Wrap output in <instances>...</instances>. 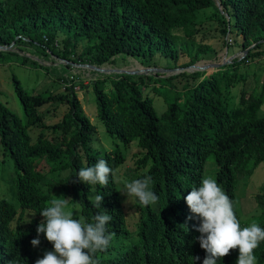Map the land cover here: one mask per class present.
I'll return each instance as SVG.
<instances>
[{"label":"trees","instance_id":"trees-1","mask_svg":"<svg viewBox=\"0 0 264 264\" xmlns=\"http://www.w3.org/2000/svg\"><path fill=\"white\" fill-rule=\"evenodd\" d=\"M218 3L227 17L224 34L235 28L244 48L264 43V0ZM213 7L214 0H0V46L26 38L53 56L71 61L69 54L83 37L92 42L82 51L83 63L102 65L119 55L146 59L155 54L177 61L178 51H183L189 59L184 65L189 67L201 60L205 47L190 48L186 40L195 33L197 13ZM57 30L66 34L61 56L54 39ZM262 55L264 50H251L246 59L235 60L207 78L198 72L179 74L193 83L185 84L171 100L165 94L167 107L160 115L136 83L163 79L170 85L179 76L139 75L131 82L122 74L110 81L109 92L104 89L107 78L94 80L96 114L113 145L103 152L92 147L95 126L73 88L60 96H44L26 90L13 77L23 117L0 101V145L15 171V202L0 198V264H35L45 251L52 250L43 234L38 247L30 241L36 238L42 220L39 212L54 197L70 198V211L86 222H93L105 209L112 216L106 227L115 235L106 251L95 254L98 264H192L193 256L200 257L195 264H202L205 253L193 229L198 220L186 219L191 214L184 197L200 186L207 175L206 165L213 164L217 169L213 179L231 199L238 218L236 187L240 180L251 178L264 160V81L256 95L243 88L232 102L223 95L222 81L236 76L246 61ZM50 101L68 105L62 119L47 126L59 135L58 140L43 132L33 139L31 128L44 123L41 109ZM132 143L141 151L135 161V179L150 175L154 181L150 187L159 197L154 206L134 203L135 221L124 211L115 181L116 171L125 162L121 146ZM100 159L114 170L107 187L93 188L76 179L80 168ZM48 177L56 182H48ZM97 194L103 195L100 208L93 204ZM255 201L259 226L264 228V184ZM27 214L30 217L25 219ZM240 225L244 227L241 221ZM230 251L217 264H235L238 251ZM254 252L257 264H264V242Z\"/></svg>","mask_w":264,"mask_h":264},{"label":"rangeland","instance_id":"rangeland-1","mask_svg":"<svg viewBox=\"0 0 264 264\" xmlns=\"http://www.w3.org/2000/svg\"><path fill=\"white\" fill-rule=\"evenodd\" d=\"M225 16L218 0H214V7L200 11L196 15V27L194 35L186 40L189 47L196 49L198 46H204L202 58L196 63L197 66H202V69H186L184 64L189 61L183 51H178V59L164 57L160 54H155L152 58H133L127 55H119L113 58L110 62L102 65L94 64V66L105 70V73L98 72L87 68L83 63L85 55L82 54L92 42H88L83 37L76 41L75 48L69 54L71 61H65L61 58L53 56L46 48L30 43L24 38L22 41L13 42L8 50L0 49V101L4 103L13 112L23 117L22 106L16 96L13 87V77L16 78L26 90H33L35 93L47 96L54 94L60 96L68 92V88H73L77 98L81 103V107L90 122L95 126L93 135L92 147H96L101 152L111 150L113 145L111 138L104 131L100 123L97 111L94 104V93L92 84L96 79L107 78L104 84L106 92L111 90V80H114L118 71L124 70L128 72H140L145 69H157V72L149 74H137L129 76L131 82H136L139 75L151 76L156 79L167 78L169 76H179L181 73H204V78L217 72L218 69L225 65L231 64L233 61H242L247 58V54L251 50H264V43L256 45L252 43L248 48L243 47L242 36L235 28L223 33L225 27ZM180 39H185L182 32H177ZM66 37L62 30L56 31L55 41L57 43V52L61 56L63 54V43L61 40ZM18 39V37H16ZM46 41V37L43 38ZM3 46V45H2ZM9 47V46H8ZM136 61V62H135ZM142 68V69H141ZM245 77V81L243 80ZM264 81V55L255 58L252 61H246L241 65L238 73L234 77L224 79L222 81L223 95L227 102L237 101L240 92L243 88L247 93L257 94L262 87ZM195 82H198L195 79ZM193 82L184 76L174 78L170 85H165L163 79L157 82H137L138 89L143 96H148L153 101V107L158 115L166 110L167 100H171L176 91H181L185 84L191 85ZM159 85H162L159 88ZM174 85V88L168 89ZM68 110V105L60 101H50L42 109L44 123L31 128L30 134L33 139L39 132L54 141L58 140L59 135L53 134L48 125L59 122L64 113ZM121 151L125 156V162L115 173V181L119 188L124 211L130 220L135 221L136 209L134 203L122 195L125 182H131L136 178L135 161L140 155V150L136 143L130 144L128 147L121 146ZM255 174L251 178L240 180L235 190V207L238 212V219L244 227H248L250 223H260L257 219L259 210L258 204L255 201L256 195L260 192V187L264 184V160L260 163ZM207 175L205 178H213V173L216 167L212 164L206 165ZM15 171L11 159L4 153L0 145V198L8 202H15V186L14 178ZM48 182H56V178L48 177ZM59 189L53 192V194ZM56 196V195H54ZM67 210L70 211L68 206ZM30 214H27L25 219H28Z\"/></svg>","mask_w":264,"mask_h":264},{"label":"clouds","instance_id":"clouds-1","mask_svg":"<svg viewBox=\"0 0 264 264\" xmlns=\"http://www.w3.org/2000/svg\"><path fill=\"white\" fill-rule=\"evenodd\" d=\"M113 174L108 162L100 159L92 166L80 168L76 179L93 188L96 185L107 187ZM153 183L150 175L125 182L122 195L133 203L154 206L159 197L150 187ZM69 200L54 197L50 206L39 212L42 220L36 227V238L30 244L38 247L40 234H43L52 250L45 251L35 264H98L95 254L109 247L115 233L108 232L106 227L112 220L108 211L105 209L104 213L93 217V222H86L84 217L76 218L72 211L67 210ZM184 200L191 214L186 219L198 220L193 229L199 233L195 239L205 253L202 264H217L231 254L230 250L238 251L235 264H257L254 250L264 242V228L256 222L241 227L231 199L215 179L203 178L200 186L193 187ZM102 202L103 195L94 196V207L100 208ZM198 260L199 256H193L192 264Z\"/></svg>","mask_w":264,"mask_h":264},{"label":"water","instance_id":"water-1","mask_svg":"<svg viewBox=\"0 0 264 264\" xmlns=\"http://www.w3.org/2000/svg\"><path fill=\"white\" fill-rule=\"evenodd\" d=\"M10 48V46L9 47H7V46H0V49L1 50H8ZM87 68H90V69H92V70H95V71H98V72H103V73H105V70H103V69H100V68H98V67H96V66H94V64L93 65H85ZM186 69H195V70H198V69H200V67L199 66H197L196 64H194V65H192V66H189L188 68H185L184 70H186ZM201 69H202V67H201ZM152 71H154V72H157V71H159V70H157V69H151V68H148V69H145V70H143V71H140V72H128V71H124V70H120V71H118V74H132V75H137V74H149L150 72H152Z\"/></svg>","mask_w":264,"mask_h":264},{"label":"bare ground","instance_id":"bare-ground-1","mask_svg":"<svg viewBox=\"0 0 264 264\" xmlns=\"http://www.w3.org/2000/svg\"><path fill=\"white\" fill-rule=\"evenodd\" d=\"M136 62V61H135ZM142 69V68H141Z\"/></svg>","mask_w":264,"mask_h":264}]
</instances>
